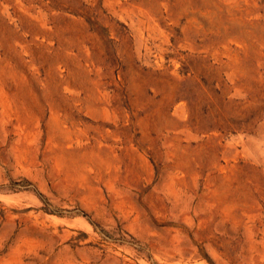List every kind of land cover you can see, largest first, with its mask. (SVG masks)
I'll return each mask as SVG.
<instances>
[{"label": "rangeland", "instance_id": "1", "mask_svg": "<svg viewBox=\"0 0 264 264\" xmlns=\"http://www.w3.org/2000/svg\"><path fill=\"white\" fill-rule=\"evenodd\" d=\"M0 264H264V0H0Z\"/></svg>", "mask_w": 264, "mask_h": 264}]
</instances>
